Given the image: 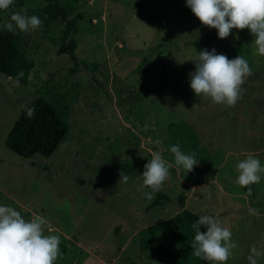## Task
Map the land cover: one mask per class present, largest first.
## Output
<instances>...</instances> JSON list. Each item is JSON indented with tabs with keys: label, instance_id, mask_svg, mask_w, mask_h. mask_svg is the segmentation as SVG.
Masks as SVG:
<instances>
[{
	"label": "rangeland",
	"instance_id": "374dc122",
	"mask_svg": "<svg viewBox=\"0 0 264 264\" xmlns=\"http://www.w3.org/2000/svg\"><path fill=\"white\" fill-rule=\"evenodd\" d=\"M75 1L69 18L83 15L74 36L76 65L57 54L62 24L43 22V0H14L0 12V30L17 11L43 22L35 31L18 30L36 48L26 85L0 74V205L25 219H46L45 234L61 239L55 264H174L178 240L148 234L140 245V231L177 214L184 195L183 209L230 228L238 247L226 264H248L253 245L264 252V174L250 196L235 183L236 164L247 156L264 166V57L254 54V37L234 29L219 39L186 0ZM204 49L248 61L253 74L235 106L191 90L189 73ZM37 97L60 108L67 130L49 157L21 158L4 139ZM157 138L174 166L161 189L167 201L154 205L138 189L144 165L159 150ZM176 143L196 154L191 172L175 166L167 151ZM121 172L126 183H119Z\"/></svg>",
	"mask_w": 264,
	"mask_h": 264
},
{
	"label": "clouds",
	"instance_id": "9594fccd",
	"mask_svg": "<svg viewBox=\"0 0 264 264\" xmlns=\"http://www.w3.org/2000/svg\"><path fill=\"white\" fill-rule=\"evenodd\" d=\"M13 3L14 0H0V10H7ZM186 7L201 25L215 29L221 40L228 38L234 29H248L254 37V54L264 57V0H186ZM42 23L36 15L28 16L17 11L11 14L4 28L9 33L35 31ZM194 64L195 71L189 73L191 90L196 96L202 95L217 105L235 106L241 98L242 85L253 74L243 56L229 59L224 54H217L215 49L197 53ZM34 112L35 109H28V117L31 118ZM149 142L152 143L151 138ZM162 143L160 138L155 140V147L159 150L151 152V159L140 175L143 183L138 190L149 200L154 198V193L161 191L171 175L170 168L174 166L164 158ZM167 151L174 156L175 166H182L187 172H191L198 163L196 154H185L179 143L169 146ZM236 170L238 177L235 183L247 188L250 196V186L261 181L264 166L258 158L249 155L236 164ZM120 176L119 183H126L129 179L123 172ZM250 214L258 215L259 211L252 209ZM47 225L46 219L40 215L25 219L15 208L0 205V264H55L61 256V239L59 235H46V230L51 232ZM202 226L205 231L201 230ZM191 227L195 230L190 245L192 254L208 264H226L233 255L232 250L238 247L232 241L230 228L224 226L218 217L201 215ZM261 256L264 252L253 245L247 256L248 264H258Z\"/></svg>",
	"mask_w": 264,
	"mask_h": 264
},
{
	"label": "trees",
	"instance_id": "16d2710c",
	"mask_svg": "<svg viewBox=\"0 0 264 264\" xmlns=\"http://www.w3.org/2000/svg\"><path fill=\"white\" fill-rule=\"evenodd\" d=\"M43 1L46 4L40 13L43 22L49 24L58 21L62 24L57 54L66 55L76 65L78 61L74 55L76 49L74 36L77 32V23L83 17L82 13H76L69 18L76 9V1ZM3 11L5 10H0ZM35 53L36 48L27 47L18 30L15 33H9L4 27L0 30V74L25 86L33 67L32 56ZM142 65L143 60L136 71H139ZM28 109H35L31 118L27 115ZM66 130L67 124L60 108L42 97H37L16 117L4 139V145L21 158H30L33 155L47 158L57 148ZM159 201H167L162 190L155 193L152 203L155 205ZM176 203L182 207L177 214L140 231L142 236L140 245H145L148 234L169 237L179 241L174 253V264H203L205 261L195 257L190 246L195 236V230L191 225L199 216L183 209L184 195H179ZM201 230L206 229L202 226Z\"/></svg>",
	"mask_w": 264,
	"mask_h": 264
}]
</instances>
